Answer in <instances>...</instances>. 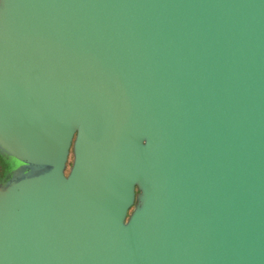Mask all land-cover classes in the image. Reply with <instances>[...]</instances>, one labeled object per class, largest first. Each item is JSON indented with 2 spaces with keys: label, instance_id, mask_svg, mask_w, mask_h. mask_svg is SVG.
<instances>
[{
  "label": "water",
  "instance_id": "1",
  "mask_svg": "<svg viewBox=\"0 0 264 264\" xmlns=\"http://www.w3.org/2000/svg\"><path fill=\"white\" fill-rule=\"evenodd\" d=\"M0 264H264V0H0Z\"/></svg>",
  "mask_w": 264,
  "mask_h": 264
},
{
  "label": "flooded vegetation",
  "instance_id": "2",
  "mask_svg": "<svg viewBox=\"0 0 264 264\" xmlns=\"http://www.w3.org/2000/svg\"><path fill=\"white\" fill-rule=\"evenodd\" d=\"M3 166L5 167L4 168V172H0V180H4L5 176L14 168H16L18 166V164L15 162V161H12L10 159L8 160H2L0 159V169L3 168ZM2 171V170H0Z\"/></svg>",
  "mask_w": 264,
  "mask_h": 264
},
{
  "label": "rangeland",
  "instance_id": "3",
  "mask_svg": "<svg viewBox=\"0 0 264 264\" xmlns=\"http://www.w3.org/2000/svg\"><path fill=\"white\" fill-rule=\"evenodd\" d=\"M0 159H2V160H7L4 156H1V155H0ZM0 170H2V171H0L1 173L4 172V167L1 168Z\"/></svg>",
  "mask_w": 264,
  "mask_h": 264
},
{
  "label": "trees",
  "instance_id": "4",
  "mask_svg": "<svg viewBox=\"0 0 264 264\" xmlns=\"http://www.w3.org/2000/svg\"><path fill=\"white\" fill-rule=\"evenodd\" d=\"M4 167V166H3ZM5 168V167H4Z\"/></svg>",
  "mask_w": 264,
  "mask_h": 264
}]
</instances>
